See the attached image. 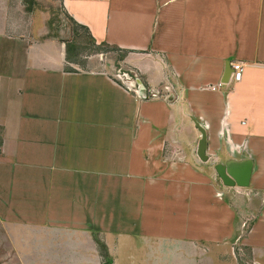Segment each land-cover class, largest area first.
<instances>
[{"label":"crops","instance_id":"crops-1","mask_svg":"<svg viewBox=\"0 0 264 264\" xmlns=\"http://www.w3.org/2000/svg\"><path fill=\"white\" fill-rule=\"evenodd\" d=\"M44 1L73 20L64 36L0 29V264L116 259L129 237L189 264L233 240L264 253V0ZM74 32L90 52L67 53ZM114 67L175 99L137 100ZM228 159L253 163L246 188L215 176Z\"/></svg>","mask_w":264,"mask_h":264},{"label":"rangeland","instance_id":"rangeland-1","mask_svg":"<svg viewBox=\"0 0 264 264\" xmlns=\"http://www.w3.org/2000/svg\"><path fill=\"white\" fill-rule=\"evenodd\" d=\"M27 6L28 3L25 0H0V29L4 27L5 30L13 31L22 36H27L28 33L35 35L40 32V29L49 31L51 28H56L58 34L64 36L67 29H70L71 22L63 16V12H61L57 2L51 3L44 0H33L32 7L29 10ZM88 52H90V50ZM103 53L104 52L100 53V55L113 56V59L109 60L112 61L111 63L113 65H117L119 54H115V52L110 54ZM85 54L84 52V55ZM87 56L91 55L88 54ZM93 57H96V55ZM154 72L155 70L151 68L146 71V73L151 75H153ZM242 227L239 229L240 237H245L248 225L243 227V231ZM151 243L152 244L144 243L137 237H129L128 244L119 242L116 244L118 245L114 254L116 259L107 257L104 247H100L97 248L100 257L96 260V263L95 260L89 263L90 260L87 259H84L83 263L189 264L186 251L179 248L175 250L173 254H166L160 252V247L156 243ZM212 251L213 264H239V262H241V264H264V253L252 251L250 248L240 245L238 240L221 244L220 247H217V249L213 248ZM220 254L223 255L224 258L215 259ZM67 262L69 264L70 261Z\"/></svg>","mask_w":264,"mask_h":264},{"label":"water","instance_id":"water-1","mask_svg":"<svg viewBox=\"0 0 264 264\" xmlns=\"http://www.w3.org/2000/svg\"><path fill=\"white\" fill-rule=\"evenodd\" d=\"M107 57L108 59H113V56L111 55H107ZM112 73L128 91L135 94L137 100H145L148 97L155 98L164 96L165 100L171 103L175 99V95L169 84H163L156 89L148 90L133 70L123 67L115 69L114 67ZM230 74L231 69L228 62L225 67L224 79L222 80V83L228 82ZM192 121L200 136L197 147V156L201 161L205 162L207 160V157L205 156L206 133L203 126H201L194 119H192ZM252 169L253 163L250 160L245 159H228L217 162L213 165L215 176L225 187L237 186L240 188H246L249 185Z\"/></svg>","mask_w":264,"mask_h":264},{"label":"trees","instance_id":"trees-1","mask_svg":"<svg viewBox=\"0 0 264 264\" xmlns=\"http://www.w3.org/2000/svg\"><path fill=\"white\" fill-rule=\"evenodd\" d=\"M25 1H27V3H28L27 8L29 10L32 7L33 0H25ZM68 20L71 23H73V20L71 18H68ZM80 37H81L80 34L75 33V32L73 33V37L71 38V41L70 42H66V44H65L67 53L70 50L71 51L77 50L78 53H82V52H86L88 50H91L88 47L89 43H87L86 41L83 40V38L81 39ZM92 44L94 45L93 40H92ZM92 50H93V53H95V54L102 53V52H104L103 54L114 52V50H112V49L105 48L104 44H100L99 46H94V49H92ZM74 53H76V52H74ZM103 247L104 246L101 245V248H103ZM239 264H241V262H239Z\"/></svg>","mask_w":264,"mask_h":264},{"label":"built area","instance_id":"built-area-1","mask_svg":"<svg viewBox=\"0 0 264 264\" xmlns=\"http://www.w3.org/2000/svg\"><path fill=\"white\" fill-rule=\"evenodd\" d=\"M231 69L230 80L234 83L239 82L242 75L243 64L239 61H232L229 63ZM221 84H218L219 87ZM213 89V88H212Z\"/></svg>","mask_w":264,"mask_h":264}]
</instances>
